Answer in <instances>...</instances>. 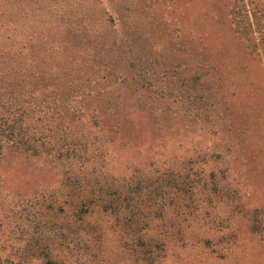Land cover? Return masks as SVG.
Instances as JSON below:
<instances>
[{"label": "rangeland", "instance_id": "rangeland-1", "mask_svg": "<svg viewBox=\"0 0 264 264\" xmlns=\"http://www.w3.org/2000/svg\"><path fill=\"white\" fill-rule=\"evenodd\" d=\"M74 10L88 13L105 40L85 45L72 36L67 47L55 48L57 58L66 59L83 45L99 49L89 62L78 55L75 62L119 84L110 88L120 95L126 120L121 143L110 148L108 174L122 178L135 170L149 172L154 187L193 180L189 200L183 202L174 189L169 196L194 203L198 211L170 210L160 222L157 234L164 243L153 261L143 260L113 217H93L92 230L85 231L100 235L99 244L72 249L70 261L264 264V235L254 230L257 212L264 216V0H26L11 3L5 33L23 43L33 30L54 25V12ZM241 19L249 36L236 29ZM42 43L34 39L29 46ZM80 166L5 154L0 161V264H9L10 253L42 233L52 209L61 206L71 213L61 205L63 183ZM215 182L220 189H213ZM40 216H45L42 224ZM68 219L62 225L68 226ZM206 239L209 244L202 242Z\"/></svg>", "mask_w": 264, "mask_h": 264}, {"label": "trees", "instance_id": "trees-1", "mask_svg": "<svg viewBox=\"0 0 264 264\" xmlns=\"http://www.w3.org/2000/svg\"><path fill=\"white\" fill-rule=\"evenodd\" d=\"M25 1L0 0V161L6 153H15L48 157L69 165L77 163L81 169L68 173L63 183L66 201L61 205L69 207L71 213L61 206L59 210L52 209L53 214L47 215L42 233L33 234L28 246L18 253H10L7 260L9 264H69L72 249L94 248L101 240L100 235L93 237L85 231L93 228L90 220L110 216L143 260L153 261L164 243L157 234L160 222L170 210L177 208L187 214L198 211L194 203L171 201V190L174 189L178 198L184 196V202L189 200V192L196 182L169 181L171 187H154V177L149 172L135 170L131 176L122 178L108 174L113 157L110 148L121 143L118 136L126 120L122 118L123 107L118 102L120 95L110 88L119 84L101 75V71L87 70L83 61L75 62L76 55L89 62L93 58L91 53L97 55L99 49L92 51L83 45L66 59L57 58L55 50L72 36L85 45L88 42L95 46L105 39L98 27L94 30L90 24L88 13L83 15L74 10L68 14L54 12L51 19L54 25L33 30L23 43L11 40L5 33L4 19L12 2ZM71 7L64 10L69 12ZM245 18L251 28L249 13ZM44 20L48 21L49 16ZM59 21L61 24L57 25ZM235 24L239 33L249 36L243 19L236 20ZM34 39L43 43L33 48ZM105 83H109V88L101 90L100 86ZM138 173L141 174L138 176ZM219 182H215L213 189H220ZM67 218L64 222L69 225H62ZM44 221L45 216H40L39 222ZM73 226L77 227L65 232ZM254 230L264 235V216L258 212ZM202 242L209 244L207 239Z\"/></svg>", "mask_w": 264, "mask_h": 264}]
</instances>
